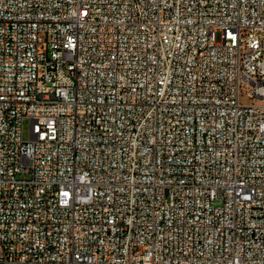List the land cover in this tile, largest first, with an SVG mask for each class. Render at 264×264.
Instances as JSON below:
<instances>
[{"label": "built area", "instance_id": "built-area-1", "mask_svg": "<svg viewBox=\"0 0 264 264\" xmlns=\"http://www.w3.org/2000/svg\"><path fill=\"white\" fill-rule=\"evenodd\" d=\"M0 264H264V0H0Z\"/></svg>", "mask_w": 264, "mask_h": 264}, {"label": "rangeland", "instance_id": "rangeland-1", "mask_svg": "<svg viewBox=\"0 0 264 264\" xmlns=\"http://www.w3.org/2000/svg\"><path fill=\"white\" fill-rule=\"evenodd\" d=\"M241 101L244 103V104H250L252 103V99L249 98L248 96H246L245 93L242 94L241 96ZM256 102H263L261 100H256ZM31 120L29 117H26L23 121V138L25 140H29L30 137H31Z\"/></svg>", "mask_w": 264, "mask_h": 264}]
</instances>
